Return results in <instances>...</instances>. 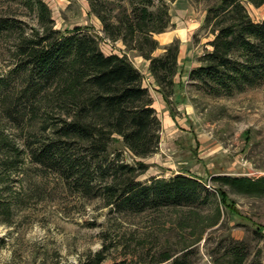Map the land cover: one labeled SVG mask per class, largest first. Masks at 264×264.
I'll list each match as a JSON object with an SVG mask.
<instances>
[{"label": "rangeland", "instance_id": "1", "mask_svg": "<svg viewBox=\"0 0 264 264\" xmlns=\"http://www.w3.org/2000/svg\"><path fill=\"white\" fill-rule=\"evenodd\" d=\"M45 1L57 28L81 26L99 37L105 53L127 54L156 101L162 122L158 150L137 158L117 137L110 151H123L132 164H149L139 177L143 182L185 173L212 189L223 187L227 199L223 202L215 193L203 205L120 211L102 197L74 191L57 173L33 163L26 140L31 131L40 134V121L16 106L12 116L9 100L0 101V264H170L177 257L187 264H227L221 243L231 240L244 243L246 264H264V194L243 193L215 180L264 176V80L242 92L217 94L190 77L214 38L212 26L205 23L208 10L222 0H165L172 14L165 33L173 35L164 41L156 34L160 48L154 54L179 41L181 68L175 93L163 104L157 102L158 86L148 77L146 58L106 36L89 0ZM244 3L254 20H264V0ZM0 19L14 20L27 32L39 27L37 8L28 0H0ZM21 30L0 33V77L14 67ZM16 92L9 95L16 97ZM3 160L17 166H4ZM166 253L173 257L165 261Z\"/></svg>", "mask_w": 264, "mask_h": 264}, {"label": "trees", "instance_id": "2", "mask_svg": "<svg viewBox=\"0 0 264 264\" xmlns=\"http://www.w3.org/2000/svg\"><path fill=\"white\" fill-rule=\"evenodd\" d=\"M89 1L110 40H122L129 51L150 60L149 70L158 91L170 101L181 68L179 41L166 47L163 54L154 55L160 48L155 35L171 26L169 3ZM244 1L222 0L209 8L205 18L214 38L190 77L217 94L242 92L264 80V20H254ZM28 2L38 12L39 27L32 32L14 20L0 19V33L22 29L16 38L14 67L0 77V101L9 100L7 112L12 116L16 106L17 111L31 112V118L40 121V134L31 131L26 140L32 162L57 173L74 191L102 197L120 211L203 205L215 193L226 201L223 187L212 189L185 173L143 182L139 177L149 164L141 160L132 164L125 160L123 151H110L117 137L137 158H146L160 147L162 122L143 72L127 54L105 53L99 37L88 29L57 28L45 0ZM15 89L18 93L11 97ZM2 137L3 143H9ZM11 149L21 152L16 146ZM2 162L17 166L14 161ZM215 180L243 193L264 194V176ZM218 222L216 219L208 227ZM221 247L226 250L227 264H246L249 259L243 242L231 240ZM172 257L166 253L164 260ZM170 264L187 262L177 257Z\"/></svg>", "mask_w": 264, "mask_h": 264}, {"label": "crops", "instance_id": "3", "mask_svg": "<svg viewBox=\"0 0 264 264\" xmlns=\"http://www.w3.org/2000/svg\"><path fill=\"white\" fill-rule=\"evenodd\" d=\"M155 55V54H154ZM140 57H142L143 59H145L143 56H140ZM179 62H180V57H179ZM145 69H146V71L148 72V74H149V78L151 79V82L153 83V84H155V79H154V77L152 76V74H150V70H149V65H150V61L149 60H147V59H145ZM157 87V86H156ZM157 89V88H156ZM158 91V90H157ZM157 102H160V104H163V102H165V98H164V95L163 94H161L160 92H159V95H157ZM155 107H156V101H155ZM164 118H165V114H164Z\"/></svg>", "mask_w": 264, "mask_h": 264}, {"label": "bare ground", "instance_id": "4", "mask_svg": "<svg viewBox=\"0 0 264 264\" xmlns=\"http://www.w3.org/2000/svg\"><path fill=\"white\" fill-rule=\"evenodd\" d=\"M160 35L164 41H168L172 38L173 33L172 32L171 33H165L164 32V33H161Z\"/></svg>", "mask_w": 264, "mask_h": 264}]
</instances>
